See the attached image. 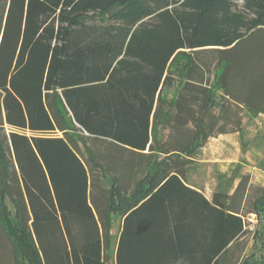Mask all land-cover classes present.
I'll list each match as a JSON object with an SVG mask.
<instances>
[{
    "label": "trees",
    "instance_id": "1",
    "mask_svg": "<svg viewBox=\"0 0 264 264\" xmlns=\"http://www.w3.org/2000/svg\"><path fill=\"white\" fill-rule=\"evenodd\" d=\"M241 2L5 0L0 127L8 133L0 134V229L14 264H110L104 251L115 211L121 215L115 264H231L229 248L248 231L240 208L220 189L208 200L175 174L182 176L209 134L197 121L182 146L161 138L171 118L165 105L185 115L196 100L210 109L219 104L212 87L231 81L233 92L247 91L249 113H264L255 92L264 89V0ZM208 47L218 53L214 81L194 93L195 63L185 50ZM171 67L181 68L177 81ZM174 81L180 88L167 100ZM85 135L127 153L120 155L123 166L129 154L142 157L136 164L146 169L133 189L126 192L105 173ZM160 153L166 156L158 159ZM96 171L108 181L104 206L90 200ZM250 189H235L242 205ZM258 190L249 212L262 225L264 246V186ZM6 198L16 207L14 221ZM235 264H264V256Z\"/></svg>",
    "mask_w": 264,
    "mask_h": 264
},
{
    "label": "rangeland",
    "instance_id": "2",
    "mask_svg": "<svg viewBox=\"0 0 264 264\" xmlns=\"http://www.w3.org/2000/svg\"><path fill=\"white\" fill-rule=\"evenodd\" d=\"M5 0H0V7L2 8ZM241 0H238V4L241 5ZM186 53H190L192 56L195 67L191 78V83L195 86V91H198L197 87H209V82L214 81V72L218 64L217 52L213 51L210 47L198 48L194 52L185 50ZM172 77L177 81V73L181 72V68L173 71V67L170 68ZM202 78V79H201ZM201 79V82H200ZM171 88L167 89V100L171 95H175L180 86L176 85V82ZM231 81V80H229ZM255 81V80H254ZM257 82V81H256ZM229 85L236 86L232 81L224 89H219L215 86L212 87L217 98L218 105L211 107L210 109H201V100H196L190 104L191 114L185 115L181 113L177 105L167 104L164 106V110L169 111L171 114L170 122L166 127V130L162 131L161 141H169L171 143H179L181 146L186 143L193 135H195L197 121L201 122V125L205 133L209 136L204 140V144L197 151V157L211 158V154L221 155L220 158H229L233 160L231 166L229 163H202L200 166L193 168L197 173H201L204 179L209 180V191L212 193L218 189L222 190L228 195V204L230 206H238L240 212L243 214L245 226L247 232L242 235L236 244L229 248L226 254L227 262L231 264L242 263L245 258L249 261L255 260L260 256H264V246H262V239L258 235V229L261 228V223L257 222L255 214L249 212L250 203L255 195L258 193L259 187L264 185V113H258V115H252L247 111V107L243 100V96L247 93L241 86L237 88L236 93L233 92ZM173 90L175 92L173 93ZM256 100H258V106L264 109L262 101L258 96L264 97V89H258ZM202 98L203 94L199 93ZM178 96V95H177ZM180 116V118H178ZM178 118V119H177ZM198 119V120H197ZM8 133V126L1 125L0 134ZM81 134V132H75ZM62 135V132H57ZM83 140L86 145L90 146L93 150V154L97 161L103 166L105 173L109 175H115L118 182L123 187H132L131 172L128 168H124L122 164V157H126L127 153H119L113 146L106 144L102 139H93L87 135L83 136ZM215 140L220 141L219 145L214 144ZM79 146V154L81 159L84 160L87 167L86 153L84 145L80 141H77ZM219 149H222V154L218 153ZM118 153H117V152ZM8 156L10 159V152L8 150ZM132 161L140 162L141 156L128 155ZM130 159V161H131ZM13 164V161H12ZM218 164V165H217ZM13 168V167H12ZM89 168V167H88ZM230 169L232 170L230 172ZM141 165L139 170H136L135 178L138 179L145 171ZM220 172H227L225 176L219 178L217 175ZM230 175V176H229ZM218 182L221 183V187H218ZM247 189L251 185L249 190V201L246 205H242V199L234 194L237 186ZM90 200L96 199L103 204L104 196L107 195L108 181L102 179V175L99 171L96 174L91 175L90 185ZM127 189V188H126ZM241 202V204H240ZM8 210L10 211V218L14 221L16 207L9 199H5ZM111 215V232L109 239V246L105 249L104 255L109 260L110 264H115V246L116 240L120 231L121 215L117 211ZM0 264H14L13 260V246H11L8 239L0 229Z\"/></svg>",
    "mask_w": 264,
    "mask_h": 264
},
{
    "label": "crops",
    "instance_id": "3",
    "mask_svg": "<svg viewBox=\"0 0 264 264\" xmlns=\"http://www.w3.org/2000/svg\"><path fill=\"white\" fill-rule=\"evenodd\" d=\"M214 144H216V145H219L220 144V141H218V140H215V142H213ZM204 144V143H203ZM203 146V145H202ZM201 146V147H202ZM219 150H221V151H219L218 153H220V154H222L223 152H222V149H219ZM142 153H149V151L147 150V149H145V150H142L141 151ZM197 155V154H196ZM196 155H195V157L193 158H189L190 160H191V163H189L188 165H184L183 166V174H182V176L181 175H179V174H177V173H175L176 175H178V177L181 179V182H182V184L183 185H187V186H189V187H191V188H193V189H195V190H197V191H200V192H202V194H203V196L205 197V198H207L208 200H211L212 198H211V196H212V193H213V191H212V193H207V191H209V188H208V186H209V180H207V182H206V180L204 179V177H203V175L201 174V173H197V171H195L193 168H195V167H197V164L200 166L203 162L205 163H224V162H227V163H229V165L231 166V164H233V163H231L233 160H231V159H229L228 157L227 158H220L221 157V155H217V154H215V155H213V154H211L212 156H211V158H209V157H207V158H202V157H197L196 158ZM159 156V157H158ZM157 157H158V159H162V158H164V156H166L165 154H163V153H160L159 155H158ZM179 157H181V158H183V157H186V156H179ZM175 158H176V156H175ZM141 165L144 167V169H146V166H144V163H142V164H140V165H138V164H136V161L135 162H133V161H130V164H129V166H124V168L126 169V168H128L129 169V172H131V178H132V187H123V189L127 192V191H130L131 189H133L134 188V185H135V183H136V181L142 176H140L138 179H136L135 178V174H136V170H139V168H141ZM218 165V164H217ZM145 171V170H144ZM232 170L230 169V172H231ZM226 173L227 172H220V173H218V174H225L226 175ZM171 174H174V172H170L169 173V175H171ZM230 176V175H229ZM164 181V180H163ZM163 181H161V183L163 182ZM263 182H264V179H263ZM120 184V183H119ZM264 186V185H263ZM256 217V216H255ZM257 219V218H256ZM120 225H121V223H120Z\"/></svg>",
    "mask_w": 264,
    "mask_h": 264
},
{
    "label": "water",
    "instance_id": "4",
    "mask_svg": "<svg viewBox=\"0 0 264 264\" xmlns=\"http://www.w3.org/2000/svg\"><path fill=\"white\" fill-rule=\"evenodd\" d=\"M85 134H87V133L85 132Z\"/></svg>",
    "mask_w": 264,
    "mask_h": 264
}]
</instances>
